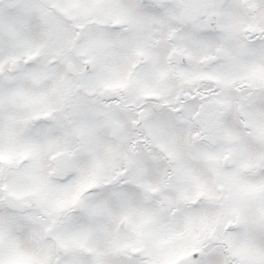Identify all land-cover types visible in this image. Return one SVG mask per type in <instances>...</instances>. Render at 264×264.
I'll return each mask as SVG.
<instances>
[{"label": "snow or ice", "instance_id": "snow-or-ice-1", "mask_svg": "<svg viewBox=\"0 0 264 264\" xmlns=\"http://www.w3.org/2000/svg\"><path fill=\"white\" fill-rule=\"evenodd\" d=\"M0 264H264V0H0Z\"/></svg>", "mask_w": 264, "mask_h": 264}]
</instances>
